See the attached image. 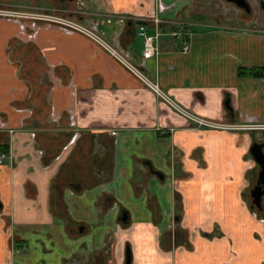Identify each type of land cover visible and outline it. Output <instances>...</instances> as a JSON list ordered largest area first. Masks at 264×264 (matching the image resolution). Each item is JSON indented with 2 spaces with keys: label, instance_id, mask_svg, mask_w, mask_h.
<instances>
[{
  "label": "crops",
  "instance_id": "obj_1",
  "mask_svg": "<svg viewBox=\"0 0 264 264\" xmlns=\"http://www.w3.org/2000/svg\"><path fill=\"white\" fill-rule=\"evenodd\" d=\"M47 1L0 7L93 29L188 112L248 129L195 127L82 33L1 19L0 264H117L127 245L133 264H261L264 229L240 190L250 146L264 152V76L244 73L264 67V0H247L250 14L227 0ZM151 13L163 36L144 61L137 26ZM175 157L183 225L199 234L172 255L152 214L173 213L172 182L146 181L147 163L173 176ZM107 194L115 203L103 223ZM120 211L128 222L116 231Z\"/></svg>",
  "mask_w": 264,
  "mask_h": 264
},
{
  "label": "flooded vegetation",
  "instance_id": "obj_2",
  "mask_svg": "<svg viewBox=\"0 0 264 264\" xmlns=\"http://www.w3.org/2000/svg\"><path fill=\"white\" fill-rule=\"evenodd\" d=\"M78 2L80 3V5L84 4L82 1L78 0ZM245 2L248 5V11L246 9H240L238 7H237V9L242 10L243 13L250 14V12H251L250 5L248 4L247 0H245ZM259 6L264 11V1H260ZM142 69H143V67H142ZM143 72H144V70H143ZM160 90L163 93H165L161 88H160ZM172 110L175 111L174 109H172ZM194 116H196V115H194ZM205 120H207V119H205ZM208 121H210V120H208ZM211 122H214V121H211ZM214 123L222 125V127H216L214 129H222V130H238V129L239 130H244V129L247 130L248 129V127H246V126H230V125H225V124H221V123H217V122H214ZM223 126H226V127H223ZM211 129H213V128H211ZM174 131H175L174 129H167L166 131H162L161 134L165 135V134L173 133ZM171 153H175V149H173ZM0 157H2V159H1V163H2L3 159L5 157V154H0ZM147 165H148L147 178H149V180L146 181V185L150 186L149 182L151 179H157L156 181H157V184L159 185V187L162 185H166L168 182H172L171 189H173L174 200H175L173 213L170 214L169 212H167V214H166L165 212H162L160 214L158 209L156 207H154V211L152 212V214H154V216H155V217H153V219L155 218L156 229L158 231H160V234L165 239V243L168 245L166 252L172 253V255H173L174 252L179 251V250L183 249L184 247L185 248L188 247V246H186V244H188L190 242L192 243V236L197 234V233L199 234V231L197 229L193 230L190 227H186L183 225L184 219L182 218L181 207H180V204L177 203L176 199H175V197L177 198V196H178V193H176V192L178 191V188L180 185L179 178H177V170L179 169V167L181 168V164H180V161L178 160V158H176V157L173 158L171 164L169 163V166L171 167V171L174 173L173 176H167L161 172L155 171L153 169V167L151 166V164H149V163H147ZM246 171H249L252 174H251L250 179L246 178L247 175H245V176L243 175V179H244L243 184H242L243 187L240 190L241 198L243 199L242 205L245 207V209L249 213V216L252 219L256 220L264 229V216L260 215V213H264V185H261L258 183L259 166L255 163V161L252 159V157H251V161L246 166L244 172H246ZM159 187L157 189H159ZM256 187H260L261 191H262L259 206H257L254 203V198L252 197V191H254V189ZM114 200L115 199H113L112 194H110V195L107 194L106 198L104 199L106 204L102 207L100 205V203H98L100 210L102 209L99 213L100 217H98V218H100V221H102L103 223L105 222L104 218L109 215V212H110L111 208L113 207V204L115 203ZM0 209H1V203H0ZM116 220H117L116 224L115 225L113 224V228L116 227V229H115L116 231L118 230V228L119 229H125L124 226L128 222L127 213L125 211L124 212L120 211V216H118L116 218ZM111 230L112 229L108 230V232L110 233L109 238H110V240H113L111 238V236H113V232ZM114 241H117V239H115ZM111 251L114 254L113 247H112ZM97 253L98 252L93 253L94 256H97ZM127 254H129V259H130L129 264H133V252H132L131 248H129L128 245L125 246L124 248H122L121 250L118 247L117 253L115 254L116 257H113V259H115V261H116L118 259V257L120 256V259H118V262H116V263L117 264H126V257H127L126 255ZM93 258H96V257H93ZM93 258H89L87 262H83L82 264H94ZM237 258H238L237 255L234 254L233 261H237ZM74 263H77V260H76V262L74 261ZM261 264H264V261Z\"/></svg>",
  "mask_w": 264,
  "mask_h": 264
},
{
  "label": "built area",
  "instance_id": "obj_3",
  "mask_svg": "<svg viewBox=\"0 0 264 264\" xmlns=\"http://www.w3.org/2000/svg\"><path fill=\"white\" fill-rule=\"evenodd\" d=\"M126 17H131V15L127 14L124 15ZM32 19V20H40V21H51L58 26L65 27L66 30L71 32L82 33L86 35L90 40L96 42L97 44L101 45L107 52L110 53L119 63H121L130 73H132L143 85H145L150 91H152L159 99L164 101L168 104L172 109H174L177 113L182 115L186 118L189 122L195 127H207V128H216L222 127V125L216 124L214 122L205 120L203 118L194 116L193 114L189 113L188 111L184 110L181 106L174 103L165 93H163L156 82H154L150 76L143 72L142 67L143 65H132L129 63L124 56L121 55L120 52L116 51L112 48V46L106 42L101 36H98L93 29H88L77 22H73L71 20L61 19L55 16H51L47 13L41 14H30V13H19L16 11L9 10L7 8L0 7V20L1 19ZM124 17H117V21L124 23ZM140 24L137 26V34L140 37L141 44H142V51L141 57L142 60H148L155 55L158 54L156 52L155 46L157 45L158 39L163 36L161 33L159 26L161 23L160 17L156 16L155 14L151 13L149 16L140 18ZM182 34H173V37L180 38ZM187 46L185 45L182 48L183 52L187 51ZM144 68V67H143ZM226 127V126H223ZM2 157H0L1 163Z\"/></svg>",
  "mask_w": 264,
  "mask_h": 264
},
{
  "label": "water",
  "instance_id": "obj_4",
  "mask_svg": "<svg viewBox=\"0 0 264 264\" xmlns=\"http://www.w3.org/2000/svg\"><path fill=\"white\" fill-rule=\"evenodd\" d=\"M232 3L236 7L240 9H246L248 11V5L245 0H227ZM249 154L255 163L259 166V174H258V183L264 185V152L263 145L259 143H253L249 149ZM262 191L260 187H256L254 191H252V197L254 198V203L259 206L261 199ZM126 264H129V254L126 255Z\"/></svg>",
  "mask_w": 264,
  "mask_h": 264
},
{
  "label": "rangeland",
  "instance_id": "obj_5",
  "mask_svg": "<svg viewBox=\"0 0 264 264\" xmlns=\"http://www.w3.org/2000/svg\"><path fill=\"white\" fill-rule=\"evenodd\" d=\"M10 1H11V4L13 6H17V7H19L21 5L32 6L33 4H39V5H42V6L46 7V6H49V4H50V2L47 1V0H10ZM79 1H82L85 4L87 0H79ZM69 2H71L72 4L79 3L78 0H71ZM17 7H12V8L15 9V10H21V9H19Z\"/></svg>",
  "mask_w": 264,
  "mask_h": 264
},
{
  "label": "trees",
  "instance_id": "obj_6",
  "mask_svg": "<svg viewBox=\"0 0 264 264\" xmlns=\"http://www.w3.org/2000/svg\"><path fill=\"white\" fill-rule=\"evenodd\" d=\"M247 75L253 76H264V67L260 69H249L244 71ZM8 153V146L5 144H0V154H7ZM261 216H264V213H260ZM19 245V244H18Z\"/></svg>",
  "mask_w": 264,
  "mask_h": 264
},
{
  "label": "bare ground",
  "instance_id": "obj_7",
  "mask_svg": "<svg viewBox=\"0 0 264 264\" xmlns=\"http://www.w3.org/2000/svg\"><path fill=\"white\" fill-rule=\"evenodd\" d=\"M137 36H138V34H137ZM138 37H139V36H138ZM139 39H140V37H139ZM158 40H159V39H158ZM155 48H156V52H158V45H156Z\"/></svg>",
  "mask_w": 264,
  "mask_h": 264
}]
</instances>
